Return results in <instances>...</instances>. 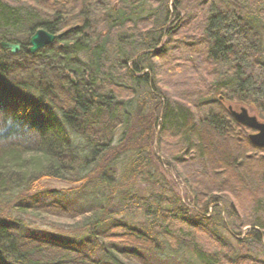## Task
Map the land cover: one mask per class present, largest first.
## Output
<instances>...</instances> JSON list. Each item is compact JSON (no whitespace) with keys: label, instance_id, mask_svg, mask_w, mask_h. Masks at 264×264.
Here are the masks:
<instances>
[{"label":"trees","instance_id":"obj_1","mask_svg":"<svg viewBox=\"0 0 264 264\" xmlns=\"http://www.w3.org/2000/svg\"><path fill=\"white\" fill-rule=\"evenodd\" d=\"M39 28L68 32L29 53ZM1 40L20 50L0 47V257L155 264L163 238L200 264H264V147L227 109L264 122V0H0ZM118 208L141 227L109 222Z\"/></svg>","mask_w":264,"mask_h":264},{"label":"rangeland","instance_id":"obj_2","mask_svg":"<svg viewBox=\"0 0 264 264\" xmlns=\"http://www.w3.org/2000/svg\"><path fill=\"white\" fill-rule=\"evenodd\" d=\"M171 10V9H170ZM169 20L166 24L168 26L172 20H173V14L171 13L170 16L168 17ZM246 107V106H245ZM249 113L256 115L255 111L251 107H247ZM257 116V115H256ZM156 143V142H155ZM156 145V144H155ZM156 149V148H155ZM154 149V150H155ZM164 175L168 179V182L172 185L174 191H176L182 198L183 203L187 207H193L191 204L190 200V193L188 190V187L186 184L179 178H177L172 172L170 171H164ZM146 183L140 182L138 184L139 189H144V187H147L146 189H149L150 185ZM73 184H70L68 182H65L63 180H57V179H46L41 181V188L45 190H50L53 191L54 193H59L62 194L63 190H66L68 188H71ZM144 191V190H143ZM67 199L73 200L72 195H65ZM72 197V198H71ZM50 199V198H49ZM223 200H227V198H223ZM230 202V201H229ZM218 205H223L221 201L215 202ZM214 203V204H215ZM233 204V202H231ZM230 203V205H231ZM213 204V205H214ZM213 205L209 207V211H212ZM232 207V205H231ZM233 209H235L234 204H233ZM119 208L117 211L112 215L111 219L109 222H114L117 220H125V221H130L134 223L137 227H141V223L145 220L142 212H127L125 209L121 208V211L118 212ZM6 211V216H10L12 218H18L20 217L19 213L13 211L10 208L5 209ZM236 211V210H235ZM189 214L193 216L191 211H189ZM27 224H29V227L37 229V230H43L49 233H69L72 228L67 224V222H56L53 220H43V219H34L27 217L24 219ZM264 243V242H263ZM157 250L152 252L151 254H147L150 259L153 261L155 264H200L198 260H196V257L192 255L190 252H187L185 248L179 249L177 251H173L172 249L169 248L167 243L163 240V238H159L157 240ZM260 258L264 260V253L258 254ZM10 262L3 258L0 257V264H9Z\"/></svg>","mask_w":264,"mask_h":264},{"label":"water","instance_id":"obj_3","mask_svg":"<svg viewBox=\"0 0 264 264\" xmlns=\"http://www.w3.org/2000/svg\"><path fill=\"white\" fill-rule=\"evenodd\" d=\"M76 27L77 26H74L73 28ZM66 32H68V30L54 34L46 31L45 29L39 28L30 36L27 51L29 53H35L39 48L50 44L56 38L62 37V35ZM0 47L9 49V51L12 53H16L20 50L19 43L10 42L7 40H1ZM220 99L222 100V98ZM227 109L235 122L254 130L248 134L249 140L254 145L264 147V122L261 121L256 115L249 113L247 107L245 106L228 104ZM231 205L233 207L232 203Z\"/></svg>","mask_w":264,"mask_h":264}]
</instances>
